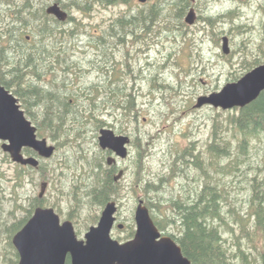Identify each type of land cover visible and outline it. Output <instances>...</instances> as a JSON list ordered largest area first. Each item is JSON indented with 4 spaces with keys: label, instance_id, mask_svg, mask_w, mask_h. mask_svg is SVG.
I'll use <instances>...</instances> for the list:
<instances>
[{
    "label": "rangeland",
    "instance_id": "1",
    "mask_svg": "<svg viewBox=\"0 0 264 264\" xmlns=\"http://www.w3.org/2000/svg\"><path fill=\"white\" fill-rule=\"evenodd\" d=\"M44 1L48 5L56 2ZM176 1L133 0L129 5H97L86 14L71 11L75 21L66 23L65 27L75 30L74 38L67 37L58 46L63 51L61 57L74 63V68L63 72L57 70L60 65L56 64L53 72L43 70L42 79L49 84L54 80L55 84H60L65 76L69 77L64 88L77 92L83 100L86 96L93 98L97 95L95 103L100 104L102 109L98 107L96 114L103 113L100 117L107 123L103 127L116 132L123 127L126 131L122 132L130 134L133 140L140 138L143 155L140 156L139 148L131 144L129 157L119 160L118 164V172L124 170V175L120 179V198L115 200L118 204L116 216L118 222L125 226L122 229L115 226L112 236L121 242L134 236L135 210L140 199L146 201L150 198L161 208H155V215L162 216L166 209L169 215L175 217L176 212L171 211L168 203L171 198L203 184L205 177L200 182L202 175L194 165L193 169L189 166L191 156L188 150L200 153L203 159L206 157L203 153L212 142L213 132L217 131L233 151L239 152L241 134L233 129L230 117L237 111L195 105L199 96L220 91L228 82L236 81L235 76L242 77L256 67V62L258 65L264 62V0H195L182 17L174 5ZM154 3L162 4V9L151 26L143 30L135 28L137 37L128 36L120 29L118 17L129 10L132 14L149 9ZM192 7L197 19L189 25L185 18ZM229 12H232L233 18ZM207 17H214V20L208 21ZM113 24L118 35L108 38L104 58L100 50L103 46L95 45V36L103 34ZM166 25L172 30H165ZM26 29V35H33L34 28ZM223 36L229 37V54L222 50ZM112 76L121 80L118 82L122 86L120 91L131 94L130 98L135 100L136 121L131 116L124 117L123 109L110 110L102 103V99L107 100V97L100 92L106 87V82L113 80ZM90 87L93 89H87ZM19 102L26 113L21 99ZM32 110L38 111V108L33 107ZM27 117L33 122L30 116ZM113 124L116 126L111 127ZM98 131L88 126L80 147L78 142L68 141L71 135L69 139H55L48 131L40 135L37 130L38 135L46 137L57 150L52 158L40 159L47 167L48 179L34 173L26 175L21 183L15 180V164L5 157L0 142V264L18 263V252L12 242L18 230L11 236V226L26 215L27 208H31L34 199L39 197L43 182L48 183L43 197L47 204L39 206L53 207L62 221L71 220L80 239L92 225H97L105 206L95 207L92 212L80 210L77 218L70 219L68 213L72 203L68 194L74 187L82 185L86 177L87 159L85 161L82 157L92 160L103 151ZM261 146L260 137L250 139L249 153L241 154V159L235 161L241 167L239 170L226 173L210 170L213 178L227 188L225 219L228 225H223L226 246L239 258L242 257L241 249L245 253L246 264H264V234L254 229V218L248 207L246 176H252L257 171L249 165L256 167ZM138 161L142 165L140 175H137ZM178 165L184 170L179 172ZM147 182L160 183L159 192L146 193L143 186ZM95 215H98L97 221L86 228L87 221ZM177 226L168 224L163 233L177 232ZM132 230L133 235L130 234Z\"/></svg>",
    "mask_w": 264,
    "mask_h": 264
},
{
    "label": "trees",
    "instance_id": "2",
    "mask_svg": "<svg viewBox=\"0 0 264 264\" xmlns=\"http://www.w3.org/2000/svg\"><path fill=\"white\" fill-rule=\"evenodd\" d=\"M55 1L63 9L69 11L67 21H59L55 16L47 14L48 2L44 0H0V80L15 95L19 96L27 115L37 125L40 135L45 131H48L55 139H69L71 135L72 137L68 141L78 142V146L81 147L88 126L98 130L107 124L100 117L103 113L96 114L98 107L102 109L100 104L96 105L95 103L97 95L93 98L84 95L86 98L83 100L77 92L64 88L69 77L65 76L60 84H55V80L49 84L42 79L43 72H45L43 70L46 69L50 72L56 70L53 63L59 64L60 68L57 70L63 72L74 68V63H70V60L61 57L63 51L58 46L63 44L67 37L74 38L75 30H67L65 27L66 23L75 21V18L70 14L71 11L86 14L92 12L97 5L105 7L119 4L129 5L133 0ZM190 3V0H177L174 3L177 10L180 11V17L183 16ZM161 9L162 4L154 3L149 9H141L136 13L130 14L129 10L123 16L118 17L117 23L128 36L137 37L135 28L138 27L139 30H143L151 26ZM229 14L231 18L234 17L231 15L232 12ZM206 20H214V17H207ZM26 28H34L32 30L33 35H26ZM164 29L172 30L168 25ZM117 35L113 24L103 34L95 36V45L103 46L100 50H102L101 54L104 58L106 57L105 51L107 49L105 46H107L108 38ZM27 36L30 38L28 39ZM120 39L122 38L120 37ZM57 48L59 49L57 50ZM255 65H258V62ZM240 77L235 76L234 79L237 80ZM119 81L121 80L118 78L114 79L117 88H112L111 84L106 82V87H103L101 93L105 94L107 100L102 99V103L110 110L123 109L122 115L124 117L128 115L133 121H136L138 114L134 104L135 100L130 98L132 97L131 94L120 91L122 86H118ZM56 86L63 87L53 88ZM87 89L92 90L93 87ZM91 93L94 94V92ZM114 98H116L115 101ZM33 107L38 108V111H33ZM234 109L237 113L230 115V117L233 129L241 134L238 142L239 152L233 151L228 142L220 138L221 135H218L217 131H214L212 142L203 153L206 157L201 159L200 153L187 151L191 156L189 166L193 169L194 165L202 175L199 178L200 182L203 177L205 179L203 184H199L198 187L191 188L188 192L183 191L185 194L181 192L178 196L171 198L168 203L171 211L176 212L175 217L169 215L166 209L162 216L155 215V208L158 210L161 208L150 198L145 201L161 231H166L165 228L168 224L178 225L177 232L172 231L167 234L181 245L183 253L193 264H246L245 253L241 249L242 257L239 258L238 255L230 252L226 246L223 225H228L225 219L227 188L225 184L213 178V173L210 174V170L213 172L222 171L223 173L239 170L241 167L237 163L235 164V161L241 159V154L247 155L249 153V142L253 137H260L262 146L256 167L249 165L250 168H255L257 171L252 176L246 174L248 207L251 216L254 218V229L264 234V91L249 105ZM115 126L116 124H113L111 127ZM119 131H126V129L120 127ZM132 145L139 148L140 156H142L139 137L132 141ZM24 151L27 155H36L35 151L30 148H25ZM4 154L9 161H12L8 153L4 152ZM105 156L104 151H101L92 160L82 157L85 161L87 159L84 171L86 177L82 185L74 187L73 191L68 194L72 203L68 218L75 219L79 216L80 210L92 212L93 208L103 207L109 201L120 198L121 181L115 180L118 167L115 164L106 165ZM227 160H229L228 163H224ZM140 161H138L137 175H140L142 169ZM14 164V178L18 183H21L26 175L30 176L34 173H39L41 178L48 179L47 167L42 161L38 167ZM182 170L184 167L178 165V171L181 172ZM143 188L146 193H158L160 183L147 182ZM43 197L35 198L31 208H27L26 215L11 226V236L12 233L23 227L22 225L32 215L34 207L47 204ZM93 217L87 221L86 228L89 224L97 221L98 215ZM79 231H81V227H79ZM133 233L134 230L130 234L133 235ZM10 245L12 246L11 242ZM16 257L19 258L18 253H16ZM66 264H70L69 259Z\"/></svg>",
    "mask_w": 264,
    "mask_h": 264
},
{
    "label": "water",
    "instance_id": "3",
    "mask_svg": "<svg viewBox=\"0 0 264 264\" xmlns=\"http://www.w3.org/2000/svg\"><path fill=\"white\" fill-rule=\"evenodd\" d=\"M146 2L147 0H139ZM195 2V0H190ZM49 15L59 21H67L69 12L58 2L46 7ZM197 15L192 7L185 22L193 25ZM28 39L30 36H27ZM222 50L231 52L228 36L222 38ZM264 91V62L257 65L236 81L228 82L220 91L198 97L196 107L211 105L224 110L242 108L255 101ZM38 128L27 117L19 99L0 80V142L14 163L38 167L40 159H50L56 146L46 137H40ZM99 145L113 154L107 158L108 165L117 163V158L126 159L130 155L131 137L117 134L109 127L99 131ZM25 148L35 151L27 155ZM124 175L120 170L115 175L119 181ZM48 183L43 182L39 197H43ZM118 204L109 201L97 225H92L79 238L71 220H61L53 207L37 206L32 216L12 239L18 254L17 264H193L183 253L181 245L170 235H165L155 223L149 207L140 199L135 210L136 230L134 236L124 242L112 236L115 226L124 228L118 222Z\"/></svg>",
    "mask_w": 264,
    "mask_h": 264
},
{
    "label": "bare ground",
    "instance_id": "4",
    "mask_svg": "<svg viewBox=\"0 0 264 264\" xmlns=\"http://www.w3.org/2000/svg\"><path fill=\"white\" fill-rule=\"evenodd\" d=\"M23 4V3H22ZM48 6V5H47ZM33 11V10H32ZM28 12V11H27ZM108 63V62H107ZM98 64V63H97ZM109 65V64H108ZM104 67V66H103ZM106 67V66H105ZM109 67V66H108ZM103 70V69H102ZM108 70V69H107ZM100 73V72H99ZM106 73V72H105ZM108 73V72H107ZM107 75H109V73L107 74ZM110 76V75H109ZM23 77V76H22ZM19 78V77H18ZM2 82V81H1ZM102 82V81H101ZM111 85H112V83H111ZM105 86V85H104ZM119 86V85H118ZM6 87V86H5ZM116 87V86H115ZM7 88V87H6ZM8 89V88H7ZM10 90V89H9ZM30 90V89H29ZM35 90V89H34ZM11 91V90H10ZM12 92V91H11ZM13 94H14V92H12ZM101 93V92H100ZM125 93V92H124ZM15 95V94H14ZM16 97H17V95H15ZM135 97V96H134ZM18 99H19V97H17ZM130 99V98H129ZM101 128H103V127H101ZM100 128V129H101ZM100 129H99V131H100ZM99 131H98V136H99ZM117 134H125V135H129L130 137H131V144H132V141H133V139H132V136L130 135V134H128V133H126V132H116ZM104 151V153H105V155H106V163H107V158H108V156L109 155H111V154H113L111 151H109V150H103ZM118 160H120L119 158H117V161ZM107 165H108V163H107ZM110 166V165H109ZM210 185V184H209ZM210 187V186H209ZM209 193V192H208ZM181 203V202H180ZM184 205V204H183Z\"/></svg>",
    "mask_w": 264,
    "mask_h": 264
},
{
    "label": "flooded vegetation",
    "instance_id": "5",
    "mask_svg": "<svg viewBox=\"0 0 264 264\" xmlns=\"http://www.w3.org/2000/svg\"><path fill=\"white\" fill-rule=\"evenodd\" d=\"M242 1H245V0H242ZM53 65L55 66L56 68V63H53ZM113 78V77H112ZM112 83L111 87L114 88L116 86V82H114V79L110 82V84ZM114 86V87H113ZM121 160V159H120ZM118 164H119V160L117 161V163H115V165L118 167Z\"/></svg>",
    "mask_w": 264,
    "mask_h": 264
}]
</instances>
